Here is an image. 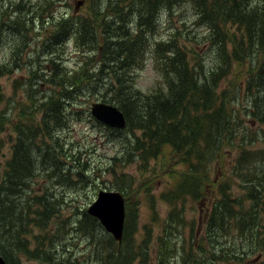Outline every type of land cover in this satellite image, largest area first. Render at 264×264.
Returning a JSON list of instances; mask_svg holds the SVG:
<instances>
[{"label":"trees","instance_id":"16d2710c","mask_svg":"<svg viewBox=\"0 0 264 264\" xmlns=\"http://www.w3.org/2000/svg\"><path fill=\"white\" fill-rule=\"evenodd\" d=\"M96 2L97 5L89 7L92 13L87 16L55 18L57 15L53 14L49 3H33L32 6L24 0H0V47L9 33L17 34L20 39L23 31L28 29L27 25H34V20L42 30L46 21L51 25L56 19L61 20L59 24L58 20L55 22L54 28L51 27L41 41L48 49L42 51L36 81L25 82L35 85L41 98L46 99L39 102L38 108L34 107L41 111L40 120L30 124V138L24 140L26 135L18 116V137L11 147L10 157L2 164L0 255L6 264L17 263L16 254L52 262L55 251L50 246L55 245L62 232L61 235L68 233L69 219H62L55 233L46 234L49 220L62 211L61 204L57 207L46 200L49 199L46 190L39 196L28 195L25 201L21 194L23 185L35 169L32 162L35 153H49L52 146L48 143L55 141L58 146L50 152L52 156L65 155L58 138L66 119L63 111L66 107L75 109L77 91L80 89V93L84 89L89 95L100 93L102 101L116 105L123 112L126 129L111 130L120 137L127 135L122 138L126 140L124 146L129 148L131 158H155L168 147L179 160L174 165L183 166L178 171L175 166L170 168L176 172L177 181L160 194V198L171 207L158 236L160 264L178 261V245L179 254H186L184 264H207V260L215 261V264H249L251 256H255L253 261L259 256L255 262L264 264L263 220L258 212L259 204L264 203V135L259 139L258 131L242 124L246 116L249 125L255 122L264 127V0H114V5L110 1L104 8L100 4L106 1ZM183 4L192 12V22L205 27L204 34L198 39L195 33L190 37L178 30L171 40L155 39L160 14L169 13L174 6ZM106 14L110 16L105 18ZM228 24L236 25L241 34L229 35L226 31ZM70 37L77 43V48L83 50L82 47H86L94 52L90 59L82 51L84 55L78 60L81 75L75 78L69 76L70 70L60 60L61 51L53 49ZM179 38L187 44L180 45ZM204 44L206 55L201 57L197 49ZM146 51L154 54L164 85L143 92L136 86L135 75L136 69L142 67ZM207 56H211L212 66H207ZM17 59L15 61L19 62L22 58ZM235 64L240 65L236 74L246 75L245 80L232 90L218 92L219 81L231 73ZM9 73L11 69L7 64L0 62V77ZM85 80L86 83L82 84ZM46 84L52 86L47 92L41 90ZM239 95L246 99L241 118L231 108ZM19 106L29 108L22 103ZM3 113H0V129L5 122ZM23 114L27 118L33 116L31 111H23ZM136 131L140 134L136 135ZM38 142L42 145L37 146ZM256 142L263 145L257 148L247 146ZM223 147L237 150L236 157L227 163L223 161ZM213 162L222 164L216 166ZM48 164L54 168L45 169L44 181L54 175V184L58 187L63 184L76 187L79 181L71 178L73 166L46 160L43 167ZM211 172L215 178L210 177ZM219 174L222 177L218 178ZM233 179H237L242 194L231 192ZM49 194L51 196L53 192ZM56 195L61 198L63 194L57 192ZM187 197L194 203L203 202L206 208L201 228L194 230V220L188 222L184 219L183 207ZM131 210H125L121 244L126 235L135 232L136 213ZM83 216L93 231L96 227L101 228L98 220L86 211ZM78 222L76 228L82 230L86 224L82 226L84 221ZM172 222L180 223L181 227L176 228ZM186 224L190 225L188 239L192 242L187 243L189 250L185 253V237L175 239L174 234H182ZM25 225H35L42 237L48 238V250L45 241L40 240L29 255L25 229L21 230ZM107 243L112 244L111 248L120 244L109 234ZM121 244L116 254L112 249L109 257L101 259L95 254L93 259L98 257L109 263L113 260L115 264H133L134 251L130 253L129 248L125 250ZM198 252L203 254L201 260H195Z\"/></svg>","mask_w":264,"mask_h":264},{"label":"rangeland","instance_id":"374dc122","mask_svg":"<svg viewBox=\"0 0 264 264\" xmlns=\"http://www.w3.org/2000/svg\"><path fill=\"white\" fill-rule=\"evenodd\" d=\"M24 1L29 2L27 5L31 4L32 6H34L33 3L41 4L44 2L51 4L53 14L57 15L55 18L59 16H87L89 13H92V9L89 7L98 4L96 0L94 3H91L89 0L85 3H82V0ZM104 1L106 2L100 4V7L103 6L104 8L110 1V4L114 5V0ZM191 13L192 12L187 6L183 4L181 6H174L169 13L164 12V15L160 14L157 20L154 38L161 41L171 40L173 37H176L175 33L181 30V33L184 31L185 34L190 37L195 33L199 36L198 39H200L205 32V27L194 24L192 22ZM109 16L110 15L106 14L105 18ZM101 18L102 17L99 15V19ZM57 20L58 19H56L53 24L51 22V25L49 21H44L45 23H43V26L45 28L43 30L40 28L41 25L37 24L34 20V25L28 24V29L23 31L20 39L16 37L17 34L13 35L9 33L8 37H5L6 41L0 47V62L7 64L11 69V73L0 77V113L2 111L4 112L2 117L5 119L3 127L0 129V177H2L4 171L2 164L10 157V152L12 151L11 147L18 137V121L22 131H25L26 137L24 140H27L30 138L28 129L31 130L32 128L30 124L34 120H36L37 123L40 120L41 111L39 109H34V107L38 108L39 102L46 101V99L41 98V93L37 91L35 85L31 86L30 83L25 84V82L28 80H32V82L36 81L35 77L40 73L38 63L41 57H43L41 54H44L42 51L48 49V47L44 48V46H42L41 41L51 27L54 28V24ZM59 23H61V20H58L57 24ZM47 27L48 30L45 31ZM100 29H102V26ZM226 29L229 35L239 36L241 34V31L237 29L236 25L228 24ZM72 38L73 37H70L64 43L61 42L60 45L57 44V47L53 46V49L61 51L60 60L63 61L64 67L70 70L69 76L75 78V76L79 77L81 75L78 60L84 55L82 51H84L90 59L94 52L88 50L86 47H82L83 50L77 48V43L75 40H72ZM178 40H180V45L187 44L183 39L179 38ZM205 46L206 44L199 50L197 49V54H200L201 57L206 55L204 54V51H206ZM146 53L142 67L136 69L135 75L136 86L143 92L152 91L164 85V80H162L159 70L156 68L157 63L152 57L154 54H150V51H146ZM19 57L22 59L19 62L15 61L17 58L19 59ZM207 57L208 58L205 60L207 66H212L211 56ZM107 63L110 64V61ZM247 66L248 64L246 67ZM239 67V64H235L232 67L231 73L224 76L219 81V86L217 88L218 92L225 89L232 90L236 84L245 80L246 75L236 74ZM84 83H86V80L82 84ZM48 89H52V86L46 84L41 87V90L45 92H47ZM79 91L80 89L77 91V105L74 106L75 109L70 110L69 107H66L63 111V114H66V119L62 126L63 130L58 135V138L63 145V153H65V155H59L58 157L52 156V151L58 146L55 141L48 143V145L52 146L49 148L51 153L46 151L39 155L35 153L34 159H32L35 169L32 175L26 180L25 185H23V193L21 194L23 196V201H25L28 195L31 197L39 196L46 190L45 193H47V197H49V199L46 200H50L54 206L61 204L62 208V211L57 217L55 216L49 220L48 232L46 234L55 233L62 219H69L68 225L66 226L68 233L61 235L62 232L55 241V245L52 244V246H50L51 250L53 252L55 251L52 262L43 259H31L25 254H16L17 263H15L54 264L56 262H65L67 264H115L113 260L109 263L107 260L100 261L98 257L93 259L95 254L101 257V259L109 257V255L113 253L111 251L112 249H114V253L116 254L117 252L115 251L120 249L119 246L121 243L111 248L112 244L110 243L109 245L107 243L108 233L101 225V228L96 227L94 231L89 228V224L85 220L83 212L86 211L87 207L94 201L100 190H117L123 193L125 209L131 208V211L136 213L135 232L132 235L125 236L121 244L122 248L125 250L129 248L130 253L134 251L135 258L133 264H160L161 257L159 258L157 252L161 250V244L158 241V236L161 233L163 222L166 218L168 219L169 210L171 209V207L160 198V194L177 181L176 172L170 168L175 166L174 163H179V160L168 147L164 148L161 153H158L155 158L150 157L147 160H143L140 156L131 158L129 148L126 147L125 149L124 146L126 140L123 138L127 137V135L121 137L118 136V134L114 135L111 129L95 121L89 112L91 102L102 101L100 93L89 95L88 92L85 93L84 89H81L80 93ZM69 100H67L66 103H68ZM20 103L25 104V106L29 108L22 109V107L19 106ZM245 106L246 99L241 95L235 97L234 102L231 104V108L237 111L240 118L243 112L242 109ZM23 111H31L33 116H28L27 118V116L23 114ZM79 111V115H74ZM18 116L20 119L17 121L16 119ZM248 120L249 118L244 116L242 124H245L247 127L251 126L253 131H258V138L261 139L262 135H264V127L255 122L249 125ZM15 124H17L16 127H14ZM135 134L139 135L140 133L136 131ZM32 143L33 142L30 144ZM38 145L40 146L42 143L38 142L37 146ZM262 145V143L256 142L247 146L257 148ZM223 153V161L227 163L230 159L236 157L237 150L223 147ZM46 160L50 162L58 161L73 166L74 168L71 167V170H73L72 174L74 176L71 174V178L79 181L76 187L67 186V184L58 187L54 184L56 179L54 175L50 176V180L44 182L42 175L44 174L43 165ZM221 164L214 165L221 166ZM225 167H227V165ZM182 168L183 166L180 164L175 166L176 171ZM223 169L226 170V168ZM77 175H81V177L77 178ZM210 177L215 178V174L211 172ZM219 177H222V175L219 174L218 178ZM231 184V192L234 195L242 194L241 188L238 187L237 179L231 180ZM116 187H119V189H115ZM50 191L53 192L51 196L49 194ZM57 192L63 194L61 198L57 197ZM247 204L248 202L246 201L245 206H247ZM258 208L259 215H261L263 220L264 229V203L259 204ZM183 209L184 219L188 222L194 220V230L196 228H201L205 221L203 213L206 211L203 202L199 204L194 203L187 197L184 201ZM79 220L84 221L81 222L82 226L86 224L82 230L76 228ZM172 224L178 229L181 227L180 223L177 224V222H172ZM35 227V225H25L24 228H21V230L25 229V237L28 241L26 250L30 256L37 245L36 243L40 240L43 242L45 241L44 246L46 250H48V238L46 236L42 237L40 230ZM190 231V225L186 224L182 234H174L175 239L185 237L184 241L186 244H184L185 249H183L185 253L189 250V245L187 243L192 242V239H188L191 234ZM223 239L225 238L223 237ZM6 249L8 248L6 247ZM193 250L196 251V248L193 247ZM177 252L176 256L178 257V261L174 262V264H184L186 254L183 252L179 254V245L177 246ZM194 255L195 254H193L192 257H194ZM202 257L203 254L200 255L198 252L195 260H201ZM254 259L255 256L249 257V264H257V262H255L257 258L253 261ZM192 261L195 262L194 260ZM15 263L12 262V264ZM169 264H171V262ZM207 264H215V261L210 262L207 260Z\"/></svg>","mask_w":264,"mask_h":264},{"label":"water","instance_id":"95a60500","mask_svg":"<svg viewBox=\"0 0 264 264\" xmlns=\"http://www.w3.org/2000/svg\"><path fill=\"white\" fill-rule=\"evenodd\" d=\"M91 115L99 122L116 129H124L126 119L123 112L115 105L93 101L90 104ZM87 212L95 217L103 228L112 235L115 241H120L125 217L124 199L118 191L100 190L95 200L88 206ZM0 264H6L0 255ZM54 264H67L56 262Z\"/></svg>","mask_w":264,"mask_h":264}]
</instances>
